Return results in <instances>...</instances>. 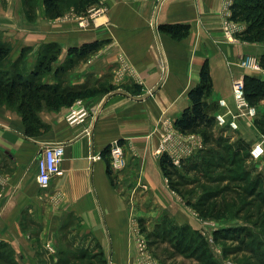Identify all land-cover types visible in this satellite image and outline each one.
Instances as JSON below:
<instances>
[{
  "label": "crops",
  "instance_id": "1",
  "mask_svg": "<svg viewBox=\"0 0 264 264\" xmlns=\"http://www.w3.org/2000/svg\"><path fill=\"white\" fill-rule=\"evenodd\" d=\"M100 3L108 10L86 28L76 19L56 27L45 21L44 31L37 24L39 29L21 35L29 44L61 43L63 57L71 47L99 40L101 47L80 63L74 73L79 77L71 84L92 81L107 90L83 98L89 111L84 121L66 120L71 108L47 112L45 127L33 128L32 134L17 108L0 105V243L16 250L88 240L102 242L107 256L132 255L131 198L136 213L145 214L143 203L151 201L145 198L147 190L153 200L159 198L160 207L161 192L168 195L155 152L168 126L191 104L188 93L201 81L202 67L208 63L212 74L208 101L219 104L214 114L232 118L234 86L247 74L241 58L261 49L258 42L226 39L225 0ZM165 24H185L189 33L176 40L161 30ZM249 122L248 116L237 118L241 135L249 133ZM116 140L123 141L128 164L114 176L118 184L102 156ZM48 143L64 144L66 153L63 173L42 188L37 160Z\"/></svg>",
  "mask_w": 264,
  "mask_h": 264
},
{
  "label": "trees",
  "instance_id": "2",
  "mask_svg": "<svg viewBox=\"0 0 264 264\" xmlns=\"http://www.w3.org/2000/svg\"><path fill=\"white\" fill-rule=\"evenodd\" d=\"M43 1L49 16L56 18L62 14L63 0ZM77 3L79 11H85L86 8L99 4L100 0H78ZM230 9L232 10L231 20L241 21L247 25L237 34L239 40L251 43L264 41V0H234ZM160 27L163 32H168L176 40L186 37L189 33V27L185 24H165ZM101 45L99 40H94L71 47L69 49L70 62L74 64L76 61L73 60V56L75 59L88 57ZM46 46H48V51L41 60L39 69L31 72V77L24 76L17 69L13 74H10L8 70L0 72V105L6 103L19 110L28 134H32L33 128H39L41 121L37 112L44 107V104L59 109L62 105L72 106L78 98L91 97L107 90L103 89L102 85L90 88L88 83L76 87L44 83L43 75L46 71L52 70V64L57 59V54H52L51 51L57 50V53L60 51L55 43H48ZM47 53H51V56ZM9 54L10 47L0 40V64ZM259 61L261 67L264 68V54ZM243 85L246 99L252 106L257 107L264 101V76L260 72L247 71L243 78ZM212 90V74L209 64L205 63L201 69V81L188 93L191 104L182 111L180 118L174 122V126L182 134L203 133L205 147L193 154L198 155L206 151L207 157L198 155L201 161L193 168L187 166L186 170L194 169L201 176H206L209 181L214 182L219 181V178L213 174V170L223 168L227 170V179L229 178L233 185L227 184L206 190L204 194L206 197L204 196L193 206L201 215L213 219L225 217L226 212L231 208L237 209L239 215H230L228 218L229 220L238 218L243 223L216 228L213 235L218 240L221 238L236 243L231 247L225 246L224 252L228 258L234 256L233 259L237 261V264H264V176L261 174L254 176L252 171L244 166L245 159L250 156V149L241 142V138L239 142H236L229 135H214L212 128L217 121L214 113L219 108V104L208 101ZM257 123L264 131V119H258ZM208 144L216 146V150H208ZM109 148L110 144L104 148L102 156L107 161L108 173L115 183V177L109 164ZM190 155L184 156L182 164ZM159 163L165 177L170 180L172 189L178 190L179 182L185 180L186 176L178 171L179 166L173 162L170 153L161 155ZM161 228L162 231L157 232V236H161L163 241L168 239L175 249L174 252L184 256L185 260L192 259L195 264L196 262L197 264H226L216 258L203 233L193 229L190 225L179 226L173 221H166ZM6 245L9 246L0 243V251L6 249L4 248ZM7 250L9 248L4 251ZM82 253L75 257L85 259L84 254L86 253ZM99 254L103 256L102 252ZM0 258H5L3 253H0ZM6 259L12 262L11 258L6 257Z\"/></svg>",
  "mask_w": 264,
  "mask_h": 264
},
{
  "label": "rangeland",
  "instance_id": "3",
  "mask_svg": "<svg viewBox=\"0 0 264 264\" xmlns=\"http://www.w3.org/2000/svg\"><path fill=\"white\" fill-rule=\"evenodd\" d=\"M77 2L78 0H63L61 4L62 14L59 17L52 18L46 12V7L43 0H0V40L10 47L9 56L0 64V72L2 70L3 72L8 70L10 71V74H13L17 69L21 71L24 76L31 77V72L39 69L40 64L42 63L41 60L43 57H45L46 52L48 51V46L46 45L48 43H55L59 46L60 51L59 53L56 52L57 50L51 51L52 54H57V59L52 64V70L46 71V73L43 75L44 77L42 81L52 85L62 84L63 86L68 85L71 87L86 84L87 82L72 85L71 82H73L77 76L79 77V73L74 75L75 70L80 66V63L83 60L86 61L85 59L87 57L75 59V56H73V60H76L75 62L73 61V64L70 62L71 56L69 55V50L66 56H62L63 46L61 43L56 41H45L36 44H29L25 41V39L21 38V35L24 37L30 35V30L39 29L37 24H40V29L44 31L42 25L45 21H48L50 26L52 25L56 27L60 25V22L67 20L76 19L79 23L82 18H90L93 20L98 17L92 16L91 12L89 11L91 6L88 9L86 8L87 10L85 9V11H79ZM227 24L230 26L232 31H235L236 29L240 30L243 25L244 28L247 26L241 21L235 22L229 20ZM223 29L225 32L226 29L224 26ZM232 38L233 40L236 39V42H240V40H237L238 37L236 38L233 35ZM226 39L232 41L229 39L227 34ZM258 44L261 45V49L257 50L256 52L243 54L241 61L247 56H258L260 58L262 54H264V41L258 42ZM51 53H47V55L51 56ZM243 68L246 71L255 72L245 67ZM259 72L264 76L261 71ZM88 85L90 88L99 86L97 82L94 83L92 81L88 83ZM43 106L44 107L37 112V116L41 121L38 126L39 128L45 127V124L43 123L44 121H42L43 113L53 111L59 112L63 108L72 107L68 105H62L61 108L56 109L48 105L46 106L45 104ZM257 108V116L250 117L251 122H249V126L247 125L249 129L247 136L241 135L242 133L238 130V127L236 129H229V127H224L221 125L218 120L214 124L212 131H214L215 136L229 135L231 136L232 140H235L236 142H239V140L242 139L241 142L247 145L250 149V156L245 159L244 166L247 167L248 170L252 171V175L257 176L261 174L264 176V156L255 159L251 153L254 146L253 144H255V142L264 136V131L257 123L258 119H264V101H262L261 104L257 106ZM168 129H172V132H174L176 136L173 141L168 142V151L162 149L161 152H155V157H157L158 160L164 153H170L171 155L170 150L172 149L176 151V154L182 152L181 142H187L191 147H193L195 145L199 146L202 141V145L198 147V150L205 147V141L203 143L204 137L202 132L195 134H182L176 130L174 125H172V128L168 126ZM207 146L209 147L208 150H216V146L214 145L208 144ZM159 148L160 147H158V149ZM200 154L202 156L205 155L204 158L207 157L206 151L204 153L201 152ZM198 155H190V157L184 161V164H176L179 166L178 171L181 172L182 175L186 176L185 180L179 182L180 184L183 183L184 185L180 186L179 184L178 190L172 189L170 180L165 177L163 171L161 172V178L163 180L165 190L168 193L167 196L165 195L166 193L161 192L162 195L159 193L161 195L162 201L161 207L157 203L160 201L159 198L157 197L155 200H153L151 196H149L147 190V193L145 192V198L147 200H151L152 202L146 201L145 204L143 203L145 208H147V212L145 214L143 211L140 212L141 214L136 213L138 211L133 206L134 198H131L132 206L129 208L130 217L128 224L130 226V234L133 246L132 255L127 257H113L112 255L107 256L103 250L104 246L102 242H90L88 240L84 241L81 239L82 241L77 243L68 242L66 244L54 243L47 246L39 245L36 247V250L35 248L31 250L26 246H21L19 250H16V248L6 245L7 247L5 246L4 248H9V250L6 252L4 251L6 249L0 251V253H3L5 257L0 258V264H195L194 260L189 258L185 260L184 256L174 252L175 249L168 239L163 241L161 236H157V232L161 233V227L166 223V221H173L179 226H185L188 224L193 229L202 232L204 237L207 238V241H209V246L211 247L210 249L213 251L216 258L226 264H237V261L233 259L234 256L228 258L225 256L224 252L225 246L231 247V245H235L236 243L230 240H222L221 238L218 240L215 238L213 233L216 228L240 225L243 223L240 221V219L238 220V218H232L231 220L228 218L230 215H239L238 210L231 208L226 212L225 217L213 219L212 217L201 215L193 206L204 198L206 190L211 188L214 189L218 186H225L227 184L233 185V182L229 180V178L227 179V170L223 168H217L213 170V174H216V177L219 178V181L214 182L209 181L206 176H201L199 172L194 169L187 171V166L193 168L199 163V161H201V155ZM184 181L188 182L184 183ZM115 184H118L117 179ZM128 193L130 194V192ZM152 206H154V208H152ZM219 216H223V214H219ZM142 238L146 242L145 245L140 244V239ZM82 252L86 253L84 254L86 256L85 259H82V257H75L83 254ZM101 252L103 256L99 254ZM6 257L11 258L12 262L7 261Z\"/></svg>",
  "mask_w": 264,
  "mask_h": 264
},
{
  "label": "built area",
  "instance_id": "4",
  "mask_svg": "<svg viewBox=\"0 0 264 264\" xmlns=\"http://www.w3.org/2000/svg\"><path fill=\"white\" fill-rule=\"evenodd\" d=\"M226 1V12H225V18L223 19V26L225 27V32L228 35L229 39L236 42V39L233 40L232 36L234 35L237 38V35L241 29H244L241 27V29H236L235 31L230 28V26L227 24L228 21L231 20V14L232 10L230 9V6L233 2V0H225ZM108 10V7L106 4H96L90 7L89 11L91 12L92 16H99L103 15ZM91 19L89 18H82L78 25L80 27L86 28L90 25ZM237 40H239L237 38ZM242 67H245L249 70L253 71H261L264 74V68L261 67L259 57H252L247 56L246 58H243L241 61ZM234 99L236 100L237 105V111L234 113L232 118H227L225 114L217 113L215 116L218 120V122L223 125L224 127H229L231 129H236L238 127L237 124V118L248 116V117H256L258 108L256 106H252L249 101L246 99L245 92H244V85L236 83L233 90ZM83 98H78L73 106L71 107L70 111L66 115V120H68L71 124L84 121V117L89 114L88 109H86L83 105ZM220 104L223 106L226 104L225 101L220 100ZM79 105L80 107H78ZM172 128V127H171ZM168 130V131H167ZM165 132V136L163 138V141L160 148L157 149L158 152H161L162 149L165 151H168L169 146L168 142L173 141L175 138V133L172 132V129H167ZM202 143V141H201ZM200 143L199 146L202 144ZM182 152L176 154L173 149L170 150L171 157L173 159V162L175 164L179 165L182 163V159L184 156L190 155L193 152H196L198 150L199 146H193L191 147L187 142L182 143ZM252 148V156L257 159L259 157L264 156V136H262L255 144H253ZM110 153H109V164L112 169L113 176H116L118 173L124 170V168L128 165L127 164V149L124 147L123 141L116 140L113 141L110 144ZM43 153L40 155V157L37 160V166H38V174H37V181H39V184L42 188L49 187L51 183V179L55 175H61L63 173L61 163L64 160V156L66 153L64 144L61 143H48V145L45 146L43 149ZM140 244L145 245L146 242L142 238L140 239Z\"/></svg>",
  "mask_w": 264,
  "mask_h": 264
}]
</instances>
